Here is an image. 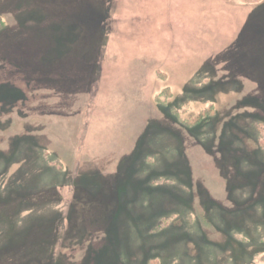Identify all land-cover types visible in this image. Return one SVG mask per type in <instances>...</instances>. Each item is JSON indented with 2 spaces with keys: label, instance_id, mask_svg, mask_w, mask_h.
Listing matches in <instances>:
<instances>
[{
  "label": "rangeland",
  "instance_id": "obj_1",
  "mask_svg": "<svg viewBox=\"0 0 264 264\" xmlns=\"http://www.w3.org/2000/svg\"><path fill=\"white\" fill-rule=\"evenodd\" d=\"M0 264H264V0H0Z\"/></svg>",
  "mask_w": 264,
  "mask_h": 264
},
{
  "label": "trees",
  "instance_id": "obj_2",
  "mask_svg": "<svg viewBox=\"0 0 264 264\" xmlns=\"http://www.w3.org/2000/svg\"><path fill=\"white\" fill-rule=\"evenodd\" d=\"M162 94H164V97L167 98L168 96L166 95L165 91L162 92ZM165 100V99H164ZM164 100H160L159 99V95L157 96L156 98V101L158 103H165ZM171 112L174 114L177 122L185 127V128H192V127H196V126H200V125H205L209 120L212 119V115H209V116H204L203 117V114L202 113H199V116H196L194 117L193 119L191 120H187V121H182V120H179V116L178 114L176 113V111L174 110H171ZM202 114V115H201Z\"/></svg>",
  "mask_w": 264,
  "mask_h": 264
}]
</instances>
